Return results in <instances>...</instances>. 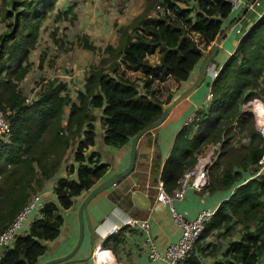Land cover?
Here are the masks:
<instances>
[{
    "label": "trees",
    "instance_id": "16d2710c",
    "mask_svg": "<svg viewBox=\"0 0 264 264\" xmlns=\"http://www.w3.org/2000/svg\"><path fill=\"white\" fill-rule=\"evenodd\" d=\"M6 2L0 0L5 25L0 35V111L10 132L0 137V232L32 194L56 178L68 152L71 156L66 177L57 178L54 184L55 201L42 199L39 216L28 232L20 230L0 260V264H39L46 245L60 234L62 212L107 179L109 165L92 151L96 125L103 128V146L119 149L155 122L176 93L160 100L153 84L161 85L170 78L178 92L192 85L197 66L231 15V5L230 0H146L143 14L118 27L115 47L100 48L88 35L77 38L80 48L105 57L87 71L76 101L58 78L42 80L34 99L28 101L19 84L31 70L29 56L38 48L44 23L54 12L56 19L75 15L71 7L58 10L57 0H8L9 11ZM157 4L162 12L147 16ZM155 53L159 60L153 65L149 57ZM44 60L41 52L40 69ZM128 71L142 77L132 80ZM192 73L195 78L190 81ZM253 100L264 106V11L219 69L207 107L196 111L193 121L176 133L161 168L159 180L172 195L185 171L194 167L211 145L219 144L204 191H231L181 264H208V259L214 260L209 264H264V172L256 176L264 142L253 114L242 109ZM234 133L239 140H234ZM156 185L154 180L152 186ZM210 237L223 239L226 245L218 247V243L207 241Z\"/></svg>",
    "mask_w": 264,
    "mask_h": 264
},
{
    "label": "crops",
    "instance_id": "0c3cea01",
    "mask_svg": "<svg viewBox=\"0 0 264 264\" xmlns=\"http://www.w3.org/2000/svg\"><path fill=\"white\" fill-rule=\"evenodd\" d=\"M247 1L248 0H242L240 7L237 11L231 13L229 19L224 23V27L238 15ZM146 6L147 4H145V8ZM145 8L143 9L141 14L144 13ZM263 11L264 0H257L256 6L250 8L243 19L239 22V24L224 38L219 51L214 57L212 66L217 69L221 68L225 60L234 52L238 41L241 39L244 33L248 29H250L251 26L259 19ZM150 12L151 10L148 12L147 16L154 17L157 15L154 10L153 15H150ZM140 15L136 16L135 18L139 17ZM135 18H133L131 22ZM129 23L130 22L126 24L123 23L122 25L116 23V32L118 27L127 25ZM4 30L5 25L0 17V35ZM82 35H88L91 42L93 41V37L90 34L83 33ZM82 35H79V37H81ZM94 43L96 42L94 41ZM107 45H112L113 47H115L117 45V41L116 44H105V47ZM80 49L86 53H90L83 50L82 48ZM34 52H36V55H34ZM39 54L40 53L37 50H34L29 56V61L32 65L31 69L33 70L34 68H36L35 74L39 77L41 76V73L46 72V74L43 76V78L45 79L42 78V80L46 81L54 78H60V80L65 83V77L60 75L61 73L59 72V70L57 71V75L52 76V78H48L50 69L48 67V64L46 63L47 56H45L42 69L38 67ZM31 56H36V59L32 61ZM103 57L105 56H103L102 54L100 57H97L95 65L98 64L100 59ZM153 57L156 59V62L152 63L150 61V63L154 65L158 63L159 55L155 53L149 58ZM197 67H199V65ZM89 68L90 67H88L87 70H89ZM37 69H39L40 72ZM135 73L140 74L139 72ZM28 74L21 82H24L28 78ZM193 74L194 73L190 74V81L194 80L195 78V74ZM85 77L86 76H84V78L82 79V83L78 86L81 90L83 89ZM137 78H141V75H138ZM42 80L39 82L37 80L35 81V86L33 88L35 95L40 88L39 84L42 83ZM169 81L173 82L176 85L174 89L170 90V92H174L177 94V92L179 91L178 85L170 78L167 79L165 83ZM165 83L161 85H164ZM71 96L72 95L70 94V97ZM201 98H203V93L200 96L195 94L191 95L190 98L180 103L172 111L170 116L160 127L153 131H150L148 135H144L139 140L137 145L136 161L132 173L127 178L117 183L114 187H110L90 201L87 206L86 214L83 215V241L77 253L73 257L74 260H79V262H73L70 264H93V261L91 259L88 261H82L89 256L91 249H93V253L98 249L111 251L116 261L123 264H163L157 261H152L149 258L151 241L154 242L157 250L160 253H163L169 244L175 243L180 238L181 229L174 223L172 219L170 206H165L156 202L157 185L154 187L152 186V183L154 180L155 182L157 181V184L160 182L159 179L161 168L165 160L169 156L176 133L184 125L186 119L190 115H193L196 111L201 109L203 105H207H199V100ZM64 112L65 117H67L69 108H66ZM103 132V128L101 126L99 128L98 125H96V145L92 148V151L99 153L101 162L109 165L108 171L105 175V178H109L120 173L127 167L130 158V148L132 140L130 141V143L119 149L104 147L101 142ZM207 152L208 149L205 153L207 154ZM70 161L71 156L68 152L60 166L58 175L56 176V178L51 180V185L48 186L49 181L46 182L41 190H39L35 194H32L31 196H42L44 202L55 201L52 192L54 184L57 178L66 177L65 168L67 162L69 164ZM263 172L264 169L262 173ZM243 175L245 174L243 173ZM71 177L73 178L75 177V175H71ZM247 179H249V177ZM135 191H140L141 193L146 195L150 203L149 210L145 211L144 209H141V207L145 206L144 201L138 200V207L134 205L131 199V195ZM230 194L231 191H218L214 193H208L206 191L195 192L192 189L187 188L183 194V197L181 199L173 200L171 205L173 209L181 214L184 218L192 220L202 210L215 211L222 201L228 199ZM84 195L75 199L72 208L62 212L63 224L60 228V234L57 239L49 242L46 245L47 251L42 261H40V264L63 257L70 253L75 247L79 236L78 208L84 198ZM119 213H123L134 219H148V233L143 232L138 228L124 227L118 230L115 234L108 235V231L111 227L120 224V219L118 218ZM32 215H34L35 219L39 216V213H33ZM26 223H24L22 229H24ZM26 227H28V225Z\"/></svg>",
    "mask_w": 264,
    "mask_h": 264
},
{
    "label": "rangeland",
    "instance_id": "374dc122",
    "mask_svg": "<svg viewBox=\"0 0 264 264\" xmlns=\"http://www.w3.org/2000/svg\"><path fill=\"white\" fill-rule=\"evenodd\" d=\"M145 4L146 0H57L56 8L58 10L64 11L71 7L75 17L68 15L64 16L62 19H56V13L54 12L51 14L50 19L44 23L38 41V48L35 50L39 53L43 52L45 56H47L46 63L50 69L48 78L57 75V71L59 70L61 73L60 75L65 77L64 81L68 85L72 99L74 98L73 100L76 101V90L81 91L78 86L82 83V79L86 75L88 67L95 65L97 57L101 56L99 54L95 55L82 51L77 45V38L79 35L83 33L90 34L93 37L92 43L95 41L96 43L94 44L100 48H104L105 44L108 43L116 44V23L122 25L123 23L126 24L131 22L133 18L142 13ZM5 6V10L9 11L11 7H8V0ZM3 15H5V12ZM150 15H153V10H151ZM52 36L60 42L54 43L51 40ZM193 39L196 43L202 44L198 37L193 36ZM34 55H36V52H34ZM154 57L149 58V61L155 63L156 59ZM35 59L36 56H31L32 61ZM35 69L36 68L33 70L31 69L32 71L30 70L28 78L24 82H21L19 87L28 101L34 99L35 94L33 88L35 86V81H41L46 74V72L41 73V76L38 77L35 74ZM128 72L127 75L131 79L137 78L138 75L142 77V74L131 71ZM207 80H210V78L207 77L203 85L194 93L195 95L200 96L202 93H204V95L207 93ZM175 86L176 85L171 81L166 82L164 85L153 84L154 89L157 91V97L160 100H165L169 93H171L170 90L174 89ZM204 101L205 96L199 100V105L206 104ZM206 107L207 105L202 106L203 109ZM242 109L248 111L251 109V103H246ZM234 138L235 141L239 140L237 133H234ZM217 156L218 153H215L210 163H213ZM204 157H206V153L200 158L203 159ZM49 185H51V180L48 182V186ZM34 213H39V211ZM33 220L34 215H31L27 221L25 220V223L27 222L26 226L28 225V227H24L22 234L28 232L29 223ZM207 241L218 243V247L226 245L225 240H216L214 237H210ZM213 261L214 260L208 259L207 263L209 264Z\"/></svg>",
    "mask_w": 264,
    "mask_h": 264
},
{
    "label": "built area",
    "instance_id": "2783aa9c",
    "mask_svg": "<svg viewBox=\"0 0 264 264\" xmlns=\"http://www.w3.org/2000/svg\"><path fill=\"white\" fill-rule=\"evenodd\" d=\"M242 3V0H230L231 13L238 10ZM154 10L156 13H161L162 8L159 4L155 5ZM169 14V12H167ZM219 69L211 66L209 72L210 80H207L208 90L205 96L204 103L211 100V83L216 78ZM207 79V78H206ZM251 103V109L249 111L253 114L255 120V126L257 132L263 139L264 142V107L263 105L254 100ZM248 103V104H250ZM194 119V114L190 115L184 125L190 124ZM10 132V124L6 116L0 111V137H7ZM247 139L243 138L242 142H245ZM211 147V148H210ZM209 152L206 154V157L199 159L197 164L186 170L181 179L178 182L177 189L172 193V195L167 194L161 182L156 186V202L163 204L165 206H170V213L174 223L181 229L180 238L175 242L169 244L163 253H160L154 242L151 241L149 258L152 261H157L163 264H181L193 250L196 242L198 241L201 233L204 230L205 225L212 219L215 211L212 210H202L196 217L192 220L184 218L181 214L175 211L172 207V202L175 199H181L187 188L192 189L195 192H202L208 185V168L212 163L211 159L214 157L215 153H219L220 145L215 144L211 145ZM259 169L256 173V176L262 173L264 169V154L261 160L258 162ZM114 187V186H113ZM43 206V201L39 195L31 196L29 202L25 204L22 209L16 214L13 221L2 231L0 232V260L3 256V253L6 249L12 246L18 233L22 229L25 220L36 211H39ZM120 224L114 225L108 231V235L115 234L122 227L129 228H138L143 232L148 233L149 231V221L148 219H134L119 213ZM93 264H123L117 262L114 255L104 249H98L94 251L92 255Z\"/></svg>",
    "mask_w": 264,
    "mask_h": 264
},
{
    "label": "water",
    "instance_id": "95a60500",
    "mask_svg": "<svg viewBox=\"0 0 264 264\" xmlns=\"http://www.w3.org/2000/svg\"><path fill=\"white\" fill-rule=\"evenodd\" d=\"M256 1L257 0H248L244 7L240 10L238 15L228 24L226 25L223 29L221 34L215 39L213 44L208 48V50L205 52L204 57L201 60V63L198 68V73L196 76L195 81L192 83L190 87L182 91L179 95H177L171 102L170 104L164 109L162 115L153 123L150 125L144 127L141 129L132 139L131 142V148H130V158H129V163L127 167L121 171L120 173L109 177L99 184H97L93 189H91L89 192H87L84 195V198L78 208V221H79V236L77 243L73 250L68 253L67 255L53 259L50 261H47L43 264H70V263H77L79 260H74L73 257L77 253L78 249L80 248V245L83 241L84 237V228H83V215L86 214L87 206L90 203V201L95 198L97 195L100 193L106 191L112 186H115L117 183L121 182L125 178H127L133 171L135 161H136V150H137V145L139 140L148 132L153 131L160 127L170 116L172 111L183 101L187 100L191 95H193L206 81V78L209 76V72L211 69V64L216 56L217 52L220 49V46L222 45V42L224 38L239 24V22L243 19L245 14L250 8H253L256 6ZM132 202L136 207H138L137 202L138 200L144 201L145 206L141 207V209L149 210L150 208V203L143 193L140 191H135L131 195ZM92 253L93 249H91L90 254L87 258H85L82 261H88L92 258Z\"/></svg>",
    "mask_w": 264,
    "mask_h": 264
},
{
    "label": "clouds",
    "instance_id": "9594fccd",
    "mask_svg": "<svg viewBox=\"0 0 264 264\" xmlns=\"http://www.w3.org/2000/svg\"><path fill=\"white\" fill-rule=\"evenodd\" d=\"M211 66H212V64H211ZM211 101V100H210ZM210 101H208V102H206V104H208ZM254 101V100H253ZM258 101V100H257ZM252 102V101H251ZM261 103V102H260ZM262 104V103H261ZM264 107V106H263ZM201 159V158H200ZM199 161V160H198ZM134 193V192H133ZM111 252V251H110ZM112 253V252H111ZM93 255V254H92ZM91 260H92V258H91Z\"/></svg>",
    "mask_w": 264,
    "mask_h": 264
}]
</instances>
